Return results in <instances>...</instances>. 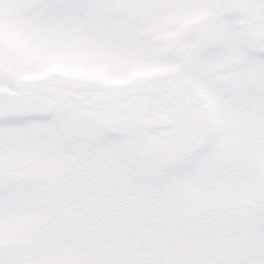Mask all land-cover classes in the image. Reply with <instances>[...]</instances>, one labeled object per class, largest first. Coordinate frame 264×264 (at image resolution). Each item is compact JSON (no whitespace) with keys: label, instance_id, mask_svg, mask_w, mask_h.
<instances>
[{"label":"snow or ice","instance_id":"snow-or-ice-1","mask_svg":"<svg viewBox=\"0 0 264 264\" xmlns=\"http://www.w3.org/2000/svg\"><path fill=\"white\" fill-rule=\"evenodd\" d=\"M0 264H264V0H0Z\"/></svg>","mask_w":264,"mask_h":264}]
</instances>
